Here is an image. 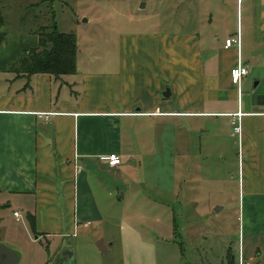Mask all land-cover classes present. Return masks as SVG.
I'll list each match as a JSON object with an SVG mask.
<instances>
[{
	"label": "crops",
	"instance_id": "crops-1",
	"mask_svg": "<svg viewBox=\"0 0 264 264\" xmlns=\"http://www.w3.org/2000/svg\"><path fill=\"white\" fill-rule=\"evenodd\" d=\"M184 13L180 29L125 31L101 51L77 38L76 70L59 78L11 72L40 36L0 33V244L21 240L5 210L35 239H61L45 264L86 232L134 233L137 208L158 209L151 184L173 196L180 169L211 163L238 181L247 248L263 254L264 0H196ZM240 61L250 73L234 84Z\"/></svg>",
	"mask_w": 264,
	"mask_h": 264
},
{
	"label": "rangeland",
	"instance_id": "rangeland-1",
	"mask_svg": "<svg viewBox=\"0 0 264 264\" xmlns=\"http://www.w3.org/2000/svg\"><path fill=\"white\" fill-rule=\"evenodd\" d=\"M195 1L0 0V33L32 38L41 31H52L54 26L59 32L74 34L85 46L92 44L101 51L125 31L151 27L166 30L169 25L180 29L184 10ZM16 39L13 36L11 40ZM210 165L180 169V182L173 196L164 191L161 183L154 189L149 177L152 202L159 204L158 209L150 210L143 206V201V208H137L139 214L131 218L134 233L119 227L97 229L75 238V241L81 238V242L76 247L71 244L72 264H240L243 244V259L248 264H264V249L259 255L255 249L247 248L249 240L244 235L238 181L231 178V173L227 175L226 170ZM165 172L160 168L158 177L163 179ZM168 204L170 210L166 211L163 206ZM12 212L5 210L2 216L5 223H14L21 234L14 248L19 255L17 264H45L47 256L60 249L61 239L44 236L35 239L37 234L28 235L23 228L25 219L17 221ZM3 240L7 241L1 233L0 242ZM57 257L48 264H53Z\"/></svg>",
	"mask_w": 264,
	"mask_h": 264
},
{
	"label": "trees",
	"instance_id": "trees-1",
	"mask_svg": "<svg viewBox=\"0 0 264 264\" xmlns=\"http://www.w3.org/2000/svg\"><path fill=\"white\" fill-rule=\"evenodd\" d=\"M2 22L0 9V26ZM39 46L24 48L20 63L10 67L19 75L50 74L57 78L73 74L76 70L78 42L74 34L62 33L56 28L39 33ZM4 37L0 35V43ZM234 256L232 255V258Z\"/></svg>",
	"mask_w": 264,
	"mask_h": 264
},
{
	"label": "built area",
	"instance_id": "built-area-1",
	"mask_svg": "<svg viewBox=\"0 0 264 264\" xmlns=\"http://www.w3.org/2000/svg\"><path fill=\"white\" fill-rule=\"evenodd\" d=\"M241 44V39L239 36L236 37H230L226 40V48H230L232 46H238ZM251 66L248 64H244L243 62H239L238 66L232 70V82L234 84H240L241 80L244 76L248 75L250 73ZM43 116V115H40ZM47 116V115H46ZM233 130L235 133L240 134L241 132V124H240V114L238 115V118L236 120L232 121ZM101 159L104 161H107L109 165L114 166L117 164H120L122 162V159L117 154H110V155H103L101 156ZM14 215L19 219L21 217V213L19 211H15ZM90 222L85 223V225H89ZM240 264H248L243 257L240 256Z\"/></svg>",
	"mask_w": 264,
	"mask_h": 264
},
{
	"label": "water",
	"instance_id": "water-1",
	"mask_svg": "<svg viewBox=\"0 0 264 264\" xmlns=\"http://www.w3.org/2000/svg\"><path fill=\"white\" fill-rule=\"evenodd\" d=\"M168 94H170V89H167V93L164 96L166 97ZM64 253L53 264H72V259L74 258L73 249H68ZM18 261L19 255L15 250H12L4 244H0V264H4V262L6 264H17Z\"/></svg>",
	"mask_w": 264,
	"mask_h": 264
},
{
	"label": "flooded vegetation",
	"instance_id": "flooded-vegetation-1",
	"mask_svg": "<svg viewBox=\"0 0 264 264\" xmlns=\"http://www.w3.org/2000/svg\"><path fill=\"white\" fill-rule=\"evenodd\" d=\"M4 264H6V263L4 262Z\"/></svg>",
	"mask_w": 264,
	"mask_h": 264
}]
</instances>
